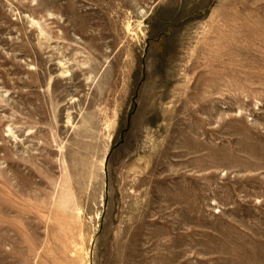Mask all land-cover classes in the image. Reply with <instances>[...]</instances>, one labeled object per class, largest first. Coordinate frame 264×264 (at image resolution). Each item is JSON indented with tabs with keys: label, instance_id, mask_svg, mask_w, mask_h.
Segmentation results:
<instances>
[{
	"label": "rangeland",
	"instance_id": "1",
	"mask_svg": "<svg viewBox=\"0 0 264 264\" xmlns=\"http://www.w3.org/2000/svg\"><path fill=\"white\" fill-rule=\"evenodd\" d=\"M0 264H264V0H0Z\"/></svg>",
	"mask_w": 264,
	"mask_h": 264
},
{
	"label": "bare ground",
	"instance_id": "2",
	"mask_svg": "<svg viewBox=\"0 0 264 264\" xmlns=\"http://www.w3.org/2000/svg\"><path fill=\"white\" fill-rule=\"evenodd\" d=\"M65 65H63V67H64Z\"/></svg>",
	"mask_w": 264,
	"mask_h": 264
}]
</instances>
